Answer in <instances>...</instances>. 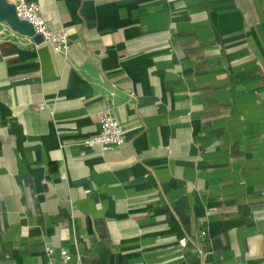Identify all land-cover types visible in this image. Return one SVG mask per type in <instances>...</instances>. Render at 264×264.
<instances>
[{
	"label": "crops",
	"instance_id": "obj_1",
	"mask_svg": "<svg viewBox=\"0 0 264 264\" xmlns=\"http://www.w3.org/2000/svg\"><path fill=\"white\" fill-rule=\"evenodd\" d=\"M5 1L0 264H264V0Z\"/></svg>",
	"mask_w": 264,
	"mask_h": 264
},
{
	"label": "built area",
	"instance_id": "obj_2",
	"mask_svg": "<svg viewBox=\"0 0 264 264\" xmlns=\"http://www.w3.org/2000/svg\"><path fill=\"white\" fill-rule=\"evenodd\" d=\"M18 18L30 22L34 32L39 34L43 41L50 43L55 51L66 52L70 45L67 32L61 28L55 30L49 26L41 13V7L37 0H10ZM40 109L45 108L44 104L39 105ZM126 140V130L116 117L105 110L100 114V123L97 132L85 140L90 146H99L104 150L123 144ZM207 231L202 229L200 235L205 237ZM182 245L187 242L186 237L180 238ZM48 254L53 253V248L47 249ZM71 252L67 248H61L60 256L56 260H49L46 264H71Z\"/></svg>",
	"mask_w": 264,
	"mask_h": 264
},
{
	"label": "water",
	"instance_id": "obj_3",
	"mask_svg": "<svg viewBox=\"0 0 264 264\" xmlns=\"http://www.w3.org/2000/svg\"><path fill=\"white\" fill-rule=\"evenodd\" d=\"M3 2H6V1L5 0H0V6H1V3H3ZM9 9H11V11H10V14L8 15V17H6V18L8 20H10L11 23L14 22L17 25L18 24H27L30 27V29H32V31L34 32V28H33L32 24L30 22H28L26 20H22V19L17 17L13 3H11V6H10ZM10 16H11V18H9ZM18 26H20V25H18Z\"/></svg>",
	"mask_w": 264,
	"mask_h": 264
}]
</instances>
